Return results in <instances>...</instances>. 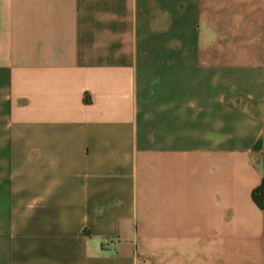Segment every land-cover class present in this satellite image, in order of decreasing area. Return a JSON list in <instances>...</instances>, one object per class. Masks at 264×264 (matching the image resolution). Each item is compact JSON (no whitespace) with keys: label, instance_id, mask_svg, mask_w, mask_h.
<instances>
[{"label":"crops","instance_id":"obj_1","mask_svg":"<svg viewBox=\"0 0 264 264\" xmlns=\"http://www.w3.org/2000/svg\"><path fill=\"white\" fill-rule=\"evenodd\" d=\"M263 180L264 0H0V264H264Z\"/></svg>","mask_w":264,"mask_h":264},{"label":"trees","instance_id":"obj_2","mask_svg":"<svg viewBox=\"0 0 264 264\" xmlns=\"http://www.w3.org/2000/svg\"><path fill=\"white\" fill-rule=\"evenodd\" d=\"M86 101H88V99ZM252 199L259 208L264 210V180L257 188L253 190Z\"/></svg>","mask_w":264,"mask_h":264}]
</instances>
